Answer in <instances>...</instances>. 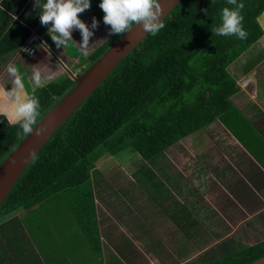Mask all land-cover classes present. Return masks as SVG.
<instances>
[{
  "label": "crops",
  "instance_id": "crops-1",
  "mask_svg": "<svg viewBox=\"0 0 264 264\" xmlns=\"http://www.w3.org/2000/svg\"><path fill=\"white\" fill-rule=\"evenodd\" d=\"M35 3L0 0V93L12 88L9 63L24 77L27 93L33 69L52 82L73 80L84 68L88 56L75 46L58 48L48 34L51 24L40 23ZM78 15L94 33L91 53L109 39L110 28L91 7ZM93 17L99 22L95 29ZM33 32L44 44L37 43L29 54L23 44ZM72 37L82 41L79 30ZM237 63L231 69L236 67L239 90L231 100L248 126L214 122L183 137L151 163L140 156L132 172L127 162H118L120 156L112 158L114 164L110 158L98 159L84 185L93 197L100 254L81 234L76 212L68 206H39L51 210L59 227L66 214L73 233L67 236L60 230L62 240L56 239L44 226L45 215L33 221L20 216L24 241L12 252L0 251V264H88L89 257L102 264H206L264 240V58L250 55ZM245 80L244 88L240 82Z\"/></svg>",
  "mask_w": 264,
  "mask_h": 264
},
{
  "label": "trees",
  "instance_id": "trees-1",
  "mask_svg": "<svg viewBox=\"0 0 264 264\" xmlns=\"http://www.w3.org/2000/svg\"><path fill=\"white\" fill-rule=\"evenodd\" d=\"M100 2L90 0V7L104 23ZM238 2L244 4L246 39L211 31L221 24L223 8L233 7L227 0H180L162 18L163 29L154 36L147 33L115 64L43 143L0 202V251L12 252L24 241V213L39 206H68L77 213L81 234L100 254L93 197L84 185L100 157L131 147L151 163L215 121L249 125L231 100L239 84L230 67L261 36L256 17L264 11V0ZM118 36L112 34L86 62L91 64ZM73 85L64 77L34 93L29 90L39 100L38 119ZM23 136L19 126H9L0 115V163ZM262 256L264 240L206 264H248Z\"/></svg>",
  "mask_w": 264,
  "mask_h": 264
},
{
  "label": "clouds",
  "instance_id": "clouds-1",
  "mask_svg": "<svg viewBox=\"0 0 264 264\" xmlns=\"http://www.w3.org/2000/svg\"><path fill=\"white\" fill-rule=\"evenodd\" d=\"M227 3L233 7L223 8L221 24L211 31L219 36H235L244 40L248 35L242 25L241 10L244 4L238 0H227ZM34 7L40 9V23L51 24L48 34L58 48L75 46L85 58L90 54L89 41L94 33L78 15L90 8V0H46L42 4L40 0H36ZM99 7L105 13L104 24L110 25V34L123 36L135 25L141 24L146 33L154 36L165 26L161 19L163 9L160 0H101ZM256 23L264 30V11L258 14ZM98 24L93 17L91 29L97 28ZM73 30L80 31L81 42L73 40ZM7 73L10 77L8 83H11L12 88L6 91L4 87L0 93V115L7 118L9 126H19L27 136L33 132L34 125L38 122L39 100L35 95L27 93L24 77L12 63L7 65ZM30 82L34 93L36 89L45 87L50 78L44 77L39 69H33ZM36 134H39L38 129Z\"/></svg>",
  "mask_w": 264,
  "mask_h": 264
},
{
  "label": "water",
  "instance_id": "water-1",
  "mask_svg": "<svg viewBox=\"0 0 264 264\" xmlns=\"http://www.w3.org/2000/svg\"><path fill=\"white\" fill-rule=\"evenodd\" d=\"M178 1L180 0H160L163 9L161 19L168 14ZM146 34L141 24L135 25L128 33L123 36L119 35L81 73L72 75L74 85L38 119L33 132L27 136L24 135L1 161L0 202L7 196L18 176L54 130L65 121L84 98L101 83L115 64ZM36 129L39 130L38 135ZM248 264H264V256Z\"/></svg>",
  "mask_w": 264,
  "mask_h": 264
},
{
  "label": "rangeland",
  "instance_id": "rangeland-1",
  "mask_svg": "<svg viewBox=\"0 0 264 264\" xmlns=\"http://www.w3.org/2000/svg\"><path fill=\"white\" fill-rule=\"evenodd\" d=\"M250 55L255 57V59L264 58V30H262L261 36L253 43L252 47H250V49H248L244 55H241V56L238 57V59L235 61V64L237 62H238L237 64H240V62L247 60ZM89 64H90V62L88 60L85 64H82V67L84 66V69H85V68L88 67ZM80 69H82V68L79 67L78 71ZM234 69H236V67H234V68L232 67V69L230 67V72L232 74H234ZM240 83H241L240 85L245 88L246 84L248 83V80H245L244 82H240ZM215 122H219V121H215ZM213 124H215V123L213 122ZM131 149H132L131 147L125 148V150L123 149V150L119 151L117 155H114L116 158H120L121 157V159L118 160L119 163H126L127 162L126 167L129 170V172L133 171V170H131L132 169V163H134L136 160H138L140 158V155L136 151H133ZM106 156L107 157L103 156L98 161V163H101L102 161L108 162L109 158H110L111 164H114V162L112 160V158L114 156H110V155L109 156L106 155ZM125 158L126 159L130 158V161H125ZM128 163H130V164H128ZM97 166L98 165H96V167ZM100 170L103 171L104 169L100 168ZM69 206H71V205H69ZM18 213L19 212H17L16 214H18ZM25 215H26V217L28 218L29 221L40 219L39 217H43L44 218V215H45L46 218H44V219L46 220L47 223L44 224V226L47 229H49V232H51L52 235H55L56 239H58V237H59L60 240H62L61 239L62 238L61 231L63 232L64 235H67V236H68V233L69 234L73 233L72 231H68L69 229H71V225H70L71 221L67 222L69 219H68L66 214H65V217H64V226H62V227H59V225H57L56 219H54L52 217L51 210L47 209V207H42V208L36 209L34 212H28V213L24 214V217H25ZM67 236L64 238L65 240L67 239ZM87 263L88 264H102V260L101 259L97 260L96 258L89 257V258H87Z\"/></svg>",
  "mask_w": 264,
  "mask_h": 264
},
{
  "label": "built area",
  "instance_id": "built-area-1",
  "mask_svg": "<svg viewBox=\"0 0 264 264\" xmlns=\"http://www.w3.org/2000/svg\"><path fill=\"white\" fill-rule=\"evenodd\" d=\"M37 43L44 44V41L40 38L37 33L33 32L30 36L27 37L26 41L23 44V50L27 49L26 52L33 53L35 51V45Z\"/></svg>",
  "mask_w": 264,
  "mask_h": 264
}]
</instances>
